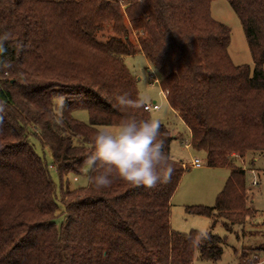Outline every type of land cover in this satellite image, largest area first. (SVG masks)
Segmentation results:
<instances>
[{"label": "trees", "instance_id": "16d2710c", "mask_svg": "<svg viewBox=\"0 0 264 264\" xmlns=\"http://www.w3.org/2000/svg\"><path fill=\"white\" fill-rule=\"evenodd\" d=\"M212 0H0V264H192L221 255L223 239L170 228L171 199L187 166L155 189L117 180L71 190L98 127L149 112L122 111L115 97H139L123 57L140 52L159 77L189 148L228 178L212 207L186 212L241 223L244 170L234 163L264 152V0H226L241 25L253 70L228 56L229 29L209 14ZM108 35L104 36V32ZM134 36L136 43L131 42ZM65 95L62 126L52 97ZM85 110L88 124L76 121ZM166 151L175 138L161 124ZM33 138L51 157V168ZM170 157V156H169ZM89 173L86 174V178ZM58 219H61L57 223ZM213 226V225H212ZM229 232L230 228L224 224ZM252 264V262H248Z\"/></svg>", "mask_w": 264, "mask_h": 264}, {"label": "rangeland", "instance_id": "374dc122", "mask_svg": "<svg viewBox=\"0 0 264 264\" xmlns=\"http://www.w3.org/2000/svg\"><path fill=\"white\" fill-rule=\"evenodd\" d=\"M209 14L214 21L226 26L230 31L227 53L232 64L234 66L246 65L251 72L253 63L244 34L239 20L228 2L226 0H212L209 5ZM105 35H108V31L104 32ZM131 42L136 43L133 35ZM122 60L136 78L139 98L143 99L145 103L155 102L159 107L156 111H150L149 117L160 120L161 124L166 126L175 136L170 143V158L187 165V170L182 175L171 200V230L180 234H189L191 231H195L204 235L210 232L224 240L218 259L203 260L195 252L192 264H248L250 261L252 264H264V152H249L243 159H236L234 163L245 172V203L251 214L243 222L233 223L222 218H208L186 212L187 207H212L215 204L217 194L228 178L229 171L226 168L207 167L204 153L194 152L186 147L190 143L188 131L169 108L159 86V77L144 56L137 52L133 56L123 57ZM71 116L76 121L88 124V114L85 110H75ZM30 142L36 154L49 167L51 179L58 187L57 175L55 170L51 168L50 154L47 150H42L33 138L30 139ZM194 159L200 160V168L190 166ZM86 174L84 168L79 176L69 174L66 177L69 188L74 190L85 187L87 185ZM252 183H256V186H252ZM60 221L61 219H58L57 223ZM224 224L230 228L229 232L224 228Z\"/></svg>", "mask_w": 264, "mask_h": 264}, {"label": "clouds", "instance_id": "9594fccd", "mask_svg": "<svg viewBox=\"0 0 264 264\" xmlns=\"http://www.w3.org/2000/svg\"><path fill=\"white\" fill-rule=\"evenodd\" d=\"M7 35L0 36V53L4 52ZM67 97H52L53 123L62 126V113ZM122 111H148L144 100L132 98L127 92L115 97ZM89 183L103 190L117 180L134 187L155 189L167 184L174 174V166L166 151L165 134L161 122L155 118L139 119L129 116L116 125L98 127L91 138V149L84 164ZM205 238L203 234L197 240Z\"/></svg>", "mask_w": 264, "mask_h": 264}, {"label": "built area", "instance_id": "2783aa9c", "mask_svg": "<svg viewBox=\"0 0 264 264\" xmlns=\"http://www.w3.org/2000/svg\"><path fill=\"white\" fill-rule=\"evenodd\" d=\"M154 82H156V80H153ZM162 94L164 95V93L162 92ZM148 107V111L147 112H150V111H156L159 109L158 105L155 104V103H145ZM186 147H189V145H186ZM190 166L194 167V168H200L201 167V162L200 160L198 159H194ZM252 186H256V183H252ZM253 259H256V258H253Z\"/></svg>", "mask_w": 264, "mask_h": 264}, {"label": "crops", "instance_id": "0c3cea01", "mask_svg": "<svg viewBox=\"0 0 264 264\" xmlns=\"http://www.w3.org/2000/svg\"><path fill=\"white\" fill-rule=\"evenodd\" d=\"M163 96H164V95H163ZM164 99H165V96H164ZM165 101H166V99H165ZM152 103H155V102H152ZM155 104H156V103H155ZM186 129H187V128H186ZM187 131H188V129H187ZM171 134H172V132H171ZM188 134H189V131H188ZM172 136H174V135L172 134ZM174 137H175V136H174ZM189 138H190V134H189ZM182 164L185 165L183 162H182ZM185 166H187V165H185ZM218 192H219V191H218ZM218 192H217V193H218ZM171 200H172V199H171Z\"/></svg>", "mask_w": 264, "mask_h": 264}]
</instances>
